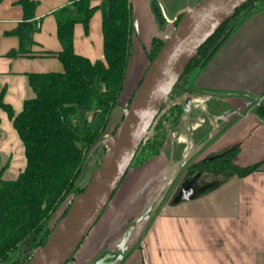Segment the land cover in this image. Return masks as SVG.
Here are the masks:
<instances>
[{"label":"crops","instance_id":"obj_1","mask_svg":"<svg viewBox=\"0 0 264 264\" xmlns=\"http://www.w3.org/2000/svg\"><path fill=\"white\" fill-rule=\"evenodd\" d=\"M34 1L30 21L35 28L29 46L33 55L9 56L21 44L11 31L23 20V10L17 0H0V91L16 114L33 95L28 73L63 70L55 54L41 53L62 49L57 18L64 16L62 8L76 0ZM129 1L133 33L119 93L123 104L130 102L148 68L155 43L165 42L178 14L201 0H157L159 7L152 0ZM89 2L96 9L87 32L82 23L74 24L73 47L91 60L104 59L101 24L107 4L105 0ZM153 5L160 14L159 8L163 11L162 28ZM182 90V101L189 97L190 104L187 109L183 105L158 154L127 176L108 202L105 219L93 225L68 264H90L104 249L124 250L111 264H264V6L229 32L204 63L193 69ZM115 111L113 116L120 107ZM233 148L237 149L233 163L253 166V170L243 175L187 172L192 162ZM2 154L10 171L4 176L15 177L25 165L24 148L7 113L0 109ZM181 171L176 190L157 191L163 176L174 181ZM204 177L211 181L199 182ZM198 183H203L200 189ZM180 194L184 197L176 199Z\"/></svg>","mask_w":264,"mask_h":264},{"label":"trees","instance_id":"obj_2","mask_svg":"<svg viewBox=\"0 0 264 264\" xmlns=\"http://www.w3.org/2000/svg\"><path fill=\"white\" fill-rule=\"evenodd\" d=\"M105 1L107 16L101 24L104 59L91 60L74 50V24L82 23L87 32L89 19L96 9L89 0H76L71 6L62 8L64 16L57 18V36L62 49L56 53L47 50L41 53L45 56L55 54L62 62L63 70L28 73L33 95L23 101L22 109L17 114L11 105L4 102V91H0V109L11 120L23 144L25 156V165L15 177L4 176L8 164L0 167V261L27 264L34 250L43 245L51 234L53 227L49 221L53 212L68 196H75L84 188L78 187V176L87 161V155L102 140L104 128L122 88L131 51L133 26L130 1ZM250 1L240 6L199 47L197 55L181 73L168 99L175 93L180 95L181 90L187 87L188 76L185 75L189 68L204 63L215 48L222 29H229L224 39L246 16L264 6L262 0L259 6L250 7L237 16V11ZM17 3L22 7L23 20L11 33L19 36L21 44L18 50L12 49L8 55H33L29 42H32L31 33L35 23L30 18L36 2L17 0ZM153 7L159 27L162 28L164 19ZM163 43H155L154 50L149 53L150 63ZM182 79L185 86L180 85ZM165 104L151 126L155 133L151 138L146 136L139 146L144 148L147 145L153 155L158 153L168 127L175 123L183 111L182 104H173L163 111ZM80 109L94 111L92 119L83 125L75 120ZM236 151L233 148L218 155L211 154L200 161L199 164L205 166L195 170H216L238 175L253 170V166L239 167L233 163Z\"/></svg>","mask_w":264,"mask_h":264},{"label":"water","instance_id":"obj_3","mask_svg":"<svg viewBox=\"0 0 264 264\" xmlns=\"http://www.w3.org/2000/svg\"><path fill=\"white\" fill-rule=\"evenodd\" d=\"M248 1L201 0L197 5L186 8L181 16L178 14L174 30L149 64L123 119L115 131L104 138L106 148L98 166L83 190L73 197L66 214L57 220L46 242L34 250L27 264H66L73 259V254L121 183L183 70L197 55L199 47ZM189 104L188 97L184 109ZM182 197L184 194L176 199ZM118 258L116 255L108 264Z\"/></svg>","mask_w":264,"mask_h":264},{"label":"rangeland","instance_id":"obj_4","mask_svg":"<svg viewBox=\"0 0 264 264\" xmlns=\"http://www.w3.org/2000/svg\"><path fill=\"white\" fill-rule=\"evenodd\" d=\"M153 1V3L155 4V5H157V7H159V5H158V1L157 0H152ZM261 2H262V0H251L250 1V3L248 4V5H245L244 7H241L238 11H237V16L238 15H241L242 13H244V12H246L250 7H253V6H259L260 4H261ZM159 10H160V12H161V15H162V17H164L163 16V11H162V9L161 8H159ZM164 22H165V17H164ZM164 22H162L161 23V26H163L164 25ZM230 24V23H229ZM229 31V29L228 28H224V29H222L221 30V32H220V36H219V38L217 39V43L215 44V46L223 39V37L225 36V34L227 33ZM29 45L31 46L32 45V42L30 41L29 42ZM214 46V47H215ZM213 47V48H214ZM212 48V49H213ZM149 64H150V62H149ZM127 66V65H126ZM195 67H190L189 68V70H188V73L185 75V76H188V77H186V79L187 80H189V79H191V77H192V75H193V69H194ZM147 70V69H146ZM146 70L144 71V73L146 72ZM126 71V70H125ZM144 73H143V75H144ZM143 77V76H142ZM141 80V79H140ZM180 85L182 86H185L186 85V83H184V80L182 79L181 81H180ZM181 92H184V90H181ZM119 96L120 95H118V98H117V102H116V104H115V106L113 107V109H112V111H111V114H110V118H109V121H108V123H107V125H106V127L104 128V132H103V134H102V140L100 141V142H98L99 143V145H98V147L97 148H95L94 150H91L90 152H89V154L87 155V157H86V162L84 163V165H83V167H82V169H81V171H80V174H79V176H78V180H77V185H78V187H84L86 184H87V182H88V180L90 179V177H91V174H92V171L94 170V168H96L97 166H98V164H99V162H100V159H101V157H102V155H103V153L105 152V144H104V138L107 136V135H109V134H112L114 131H115V129H116V127H117V125H118V123L123 119V116H124V114H125V112H126V110H127V107H128V105H129V101H127V102H124V104H123V101H121V97H120V100H119ZM183 99L181 98V94L180 95H178V94H173L172 95V97L170 98V99H168L167 101H166V104H165V108H164V110L163 111H167L166 109L167 108H169V107H171L173 104H182L183 105V101H182ZM122 105V106H121ZM120 107V111H118V113H116L114 116H113V113L114 112H116L115 110L117 109V108H119ZM162 111V112H163ZM93 114H94V111H85V110H83V109H80V110H78V113H77V116H75V120H78V121H80V124L81 125H83L86 121H90L91 119H92V117H93ZM173 126V125H172ZM172 126H170V127H168V129H167V133H168V131H169V129L172 127ZM155 133V131L153 130V128L151 127V129H149V132H148V134H147V137H149V138H151V136L153 135ZM167 133H166V136H167ZM166 136H165V139H166ZM165 139H164V141H165ZM163 141V142H164ZM163 144V143H162ZM161 144V145H162ZM161 145H160V147H161ZM147 146V145H146ZM145 146V147H146ZM142 148V147H140L139 148V150L137 151V153H136V155H135V157H134V159L132 160V162H131V165H130V167H129V169L127 170V172H126V174H125V176L123 177V179H122V181H121V183L119 184V186H118V188L116 189V191L114 192V194H113V196H116L117 195V193H119V191L121 190V188H122V186H123V183L125 182V179L127 178V176L131 173V172H135L136 170H137V168L138 167H140L145 161L147 162V161H149L150 159H153V157H155L157 154H152V150H150V149H147V147L146 148ZM160 147H159V149H160ZM158 152H159V150H158ZM202 160V159H201ZM201 160H198V161H194V162H192L191 164H189L188 165V167H187V172L188 171H195V169H197V167H204L205 165H200L199 163H200V161ZM4 164H8V166H9V161L7 160V157L6 156H4L3 154L2 155H0V167L2 166V165H4ZM207 165V164H206ZM184 169H185V167H184ZM182 174H183V171H181V172H179V174H178V176H177V178L174 180V181H166L165 179H164V176H163V178H162V180H161V182L158 184V189H157V191H160L161 193H170V192H172L174 189L176 190V188H177V186L181 183L180 181L181 180H179V178H181V176H182ZM5 175V174H4ZM6 175H10V171L9 170H6ZM7 177V176H6ZM208 180V182H210L211 180L209 179V178H207V177H204V179L202 180V181H199V182H205L206 183V181ZM210 180V181H209ZM170 183V186L168 187V189L165 187V185H167V184H169ZM160 184H161V186L162 187H160ZM199 184V187H197L198 189H200L202 186H203V183H198ZM207 184V183H206ZM182 186H183V191L185 190V187H186V182H183L182 183ZM181 186V187H182ZM179 190H181L182 191V188L180 189L179 188ZM113 196L111 197V198H113ZM73 197L74 196H68L61 204H60V206L53 212V214H52V216H51V218H50V221H49V224H50V226H52L53 228H54V226H55V224H56V222H57V220L58 219H60V218H62L65 214H66V212H67V210L69 209L68 207H70V205H71V202H72V199H73ZM114 201V200H113ZM110 202V201H109ZM108 205H109V203H108ZM107 205V206H108ZM107 206L104 208V210H103V212L101 213V215H100V217L98 218V220L96 221V223L95 224H97V223H101L102 221H103V219H105V214H106V208H107ZM148 216V215H147ZM147 216H146V218H147ZM134 219H136V218H133V219H131V220H129V223H127V225L129 224H131L132 222H133V220ZM128 225V226H129ZM84 241V240H83ZM83 243V242H82ZM81 243V244H82ZM79 245V247L78 248H80V247H82L83 245ZM78 250V249H77ZM77 250H76V252H77ZM123 252H124V250H122L121 252H120V250L118 251H112V250H110V251H106V249H104V250H101L99 253H98V255L93 259V261L90 263V264H108V261L109 260H111V259H113V258H115L116 257V255H119V257H121L122 255H123ZM99 259V260H98ZM119 259V258H118ZM117 259V260H118ZM117 260H115V261H117ZM68 263H69V261H68ZM68 263H66V264H68ZM114 263V262H113Z\"/></svg>","mask_w":264,"mask_h":264},{"label":"built area","instance_id":"obj_5","mask_svg":"<svg viewBox=\"0 0 264 264\" xmlns=\"http://www.w3.org/2000/svg\"><path fill=\"white\" fill-rule=\"evenodd\" d=\"M40 26V23L39 22H37V27H39Z\"/></svg>","mask_w":264,"mask_h":264},{"label":"flooded vegetation","instance_id":"obj_6","mask_svg":"<svg viewBox=\"0 0 264 264\" xmlns=\"http://www.w3.org/2000/svg\"><path fill=\"white\" fill-rule=\"evenodd\" d=\"M183 89H185V88H183ZM185 102V101H184ZM184 102H183V105H184ZM208 158V157H207ZM206 159V158H205Z\"/></svg>","mask_w":264,"mask_h":264}]
</instances>
